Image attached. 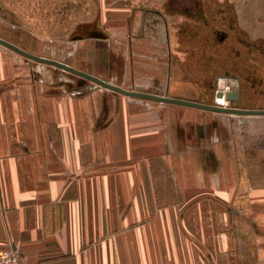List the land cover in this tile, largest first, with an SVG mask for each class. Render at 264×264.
Segmentation results:
<instances>
[{
	"label": "crops",
	"instance_id": "1",
	"mask_svg": "<svg viewBox=\"0 0 264 264\" xmlns=\"http://www.w3.org/2000/svg\"><path fill=\"white\" fill-rule=\"evenodd\" d=\"M12 80L10 65L0 68V249L17 251L23 264H131L141 230L152 243L153 224L182 236L190 211L264 188V116L120 94L112 114L108 102L77 105ZM199 93L178 82L167 95L206 103ZM238 94L232 105L255 109ZM165 170L169 189L157 181Z\"/></svg>",
	"mask_w": 264,
	"mask_h": 264
},
{
	"label": "rangeland",
	"instance_id": "2",
	"mask_svg": "<svg viewBox=\"0 0 264 264\" xmlns=\"http://www.w3.org/2000/svg\"><path fill=\"white\" fill-rule=\"evenodd\" d=\"M167 1L0 0V37L129 90L169 96L183 82L198 88L208 104L235 107L215 97L218 91H235L245 96L246 106L264 110V0H201L200 6L190 0L191 9L204 13L210 26L226 32L219 46L201 36L204 18L190 10L170 12ZM194 18L199 19L196 27L188 21ZM185 21L193 26L184 27ZM244 21L252 34L240 27ZM245 41L262 47L256 50L261 54L250 57ZM9 65L13 83L45 85L42 95H64L77 105L96 108L108 102L109 113H115L117 93L0 47V68ZM164 174L157 181L169 189L171 179ZM253 191L235 203L219 205L214 198L198 213L190 211L182 236L165 235L162 225L153 224L150 232H158L152 243L141 230L131 264H264V188Z\"/></svg>",
	"mask_w": 264,
	"mask_h": 264
},
{
	"label": "water",
	"instance_id": "3",
	"mask_svg": "<svg viewBox=\"0 0 264 264\" xmlns=\"http://www.w3.org/2000/svg\"><path fill=\"white\" fill-rule=\"evenodd\" d=\"M168 10L170 12L177 11L181 12L185 9L184 7L191 8L193 5H190V0H168ZM196 5L200 6L201 0H195ZM196 8V7H195ZM194 8V9H195ZM175 9V10H173ZM0 46L24 57L25 59L29 61L36 62L38 64L52 66L54 68L60 69L62 71L68 72L74 76H77L79 78L85 79L93 84H96L97 86L111 91L115 92L117 94H120L122 96L130 97V98H139V99H145L149 101H155L159 103H165V104H174V105H180V106H186L191 108H196L204 111L214 112V113H220V114H229V115H243V116H264V110H258V109H243L239 107H223L218 105L217 103L214 104H208L204 102H198L196 100H188V99H181V98H175V97H168V96H161V95H155L147 92H141V91H133L128 90L125 88H122L118 85H115L113 83H110L108 81H105L93 74L84 72L80 69H77L69 64L60 62L55 59L39 56L36 54H33L18 45L9 42L3 38L0 37ZM215 97L217 99H225L227 102H237L239 100V94L235 91H228L225 94L222 92H217Z\"/></svg>",
	"mask_w": 264,
	"mask_h": 264
},
{
	"label": "flooded vegetation",
	"instance_id": "4",
	"mask_svg": "<svg viewBox=\"0 0 264 264\" xmlns=\"http://www.w3.org/2000/svg\"><path fill=\"white\" fill-rule=\"evenodd\" d=\"M169 4H168V2H166V5H165V7H167ZM185 9H188V10H190L191 12H190V14L191 15H195L196 17H202V18H204V21H203V23H204V25L206 26V28H207V30L209 31V32H211V34H212V36H213V38H212V42L213 43H219L220 41H218V40H221V41H224L225 40V38H227V35H226V32H222V31H219V30H216V29H214V27L213 26H210V24L205 20V16H204V13H201V12H198V11H194V9H191V8H188L187 6L186 7H184ZM182 12V11H181ZM185 12V11H184ZM186 13V12H185ZM188 13H189V11H188ZM200 15V16H199ZM209 24V25H208ZM230 28H232V26H230ZM235 54L237 55L238 54V52H235ZM236 66H237V64H235V68H236ZM235 68L233 69L235 72H237L236 70H235ZM238 75L237 74H234L233 75V77L234 78H238L237 77ZM232 80H236V79H232Z\"/></svg>",
	"mask_w": 264,
	"mask_h": 264
},
{
	"label": "built area",
	"instance_id": "5",
	"mask_svg": "<svg viewBox=\"0 0 264 264\" xmlns=\"http://www.w3.org/2000/svg\"><path fill=\"white\" fill-rule=\"evenodd\" d=\"M226 92L222 93L225 94ZM0 264H23V261L17 251L13 249H0Z\"/></svg>",
	"mask_w": 264,
	"mask_h": 264
},
{
	"label": "trees",
	"instance_id": "6",
	"mask_svg": "<svg viewBox=\"0 0 264 264\" xmlns=\"http://www.w3.org/2000/svg\"><path fill=\"white\" fill-rule=\"evenodd\" d=\"M223 41H220L219 43H218V45H221V43H222ZM217 44V43H216ZM223 44V43H222ZM243 44V46L245 47V49L247 48V54H249V56L251 57L253 54H261L262 53V55H264V51L263 52H257L256 50H261L262 51V47H260V46H257V45H255V44H253L252 42H248V41H245L244 43H242ZM252 51H256L255 53H253ZM236 52V51H235ZM240 54V52H238V55Z\"/></svg>",
	"mask_w": 264,
	"mask_h": 264
},
{
	"label": "bare ground",
	"instance_id": "7",
	"mask_svg": "<svg viewBox=\"0 0 264 264\" xmlns=\"http://www.w3.org/2000/svg\"><path fill=\"white\" fill-rule=\"evenodd\" d=\"M224 99V98H223Z\"/></svg>",
	"mask_w": 264,
	"mask_h": 264
}]
</instances>
